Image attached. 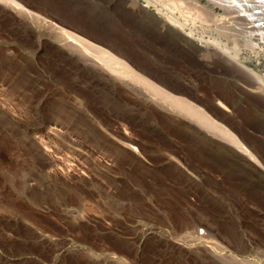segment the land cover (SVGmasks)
<instances>
[{
	"label": "rangeland",
	"instance_id": "rangeland-1",
	"mask_svg": "<svg viewBox=\"0 0 264 264\" xmlns=\"http://www.w3.org/2000/svg\"><path fill=\"white\" fill-rule=\"evenodd\" d=\"M19 1L78 34L108 33L157 75L190 80L200 97L221 92L226 110L199 106L226 120L261 165L192 127L178 135L175 128L188 121L123 99L105 75H86L0 9V264H223L210 252L201 256L189 237L194 225L238 257L257 260L264 249V100L213 61L207 71L189 68L165 50L162 28L173 19L197 41L253 38L254 52L239 58L264 76V37L246 35L252 20L233 13L242 1L197 0L207 14L173 0ZM131 112L140 127L124 116ZM124 134L136 145L115 149Z\"/></svg>",
	"mask_w": 264,
	"mask_h": 264
},
{
	"label": "bare ground",
	"instance_id": "bare-ground-1",
	"mask_svg": "<svg viewBox=\"0 0 264 264\" xmlns=\"http://www.w3.org/2000/svg\"><path fill=\"white\" fill-rule=\"evenodd\" d=\"M219 1L226 2V0ZM241 1L237 2V9L234 11L233 8V13L237 11L236 13L239 12L241 17L248 15L246 17L252 20L254 24V28L253 24L251 25L254 34L249 31L243 32L251 36L259 35L260 40L263 39L264 0ZM173 2L177 7L185 6L201 12L200 14L210 12L207 7L202 6L197 0H173ZM133 4L135 5V3ZM0 7V9L11 11L18 19L19 29H30L36 41L40 42L41 38L46 37L54 44L56 50L65 51L67 53L66 57L71 60L72 65L74 67L81 65L80 67L86 75H105V81L109 85V89L118 92L123 99L150 104L153 108L177 115L188 121L189 124L180 122L177 129L175 128L174 131L178 135L184 136L185 130L192 127L201 132L207 139H210V136L214 137L230 150L239 152L245 159L261 165L256 153L225 124L226 120H216L205 108L199 106V104H207L211 109L226 110V106L219 98L221 92H217L218 94L213 96L200 97L197 93L199 92L198 89L190 80L178 77V75L173 76L163 73L157 75L146 62L144 64V61L141 60V63L138 61L140 59H137L131 52L127 53L119 49L113 42L114 38L112 39L106 32L88 29L83 30L82 34H78L50 21L19 0H0ZM238 14L235 16L241 18ZM209 15L211 14L209 13ZM250 16L252 19H250ZM162 28L165 34L169 36L164 41L165 50L170 54H175L189 68L198 72L207 71L209 63L213 61V63L220 66L226 75L237 74L240 78L239 86L244 92L264 100V76L251 68L249 65L251 62L248 58L244 60L239 58L243 52L247 53L252 49V52H254L257 44L253 42V38H249V41L247 39L242 40L240 36V40L233 37L232 40L226 41L217 39L197 41L192 32L186 34L185 26L173 19L168 25L164 23ZM248 28L250 29V27ZM157 31V29L152 28L149 33L156 39ZM174 35H176L175 40L172 39ZM124 116H126V119L129 118L132 128L140 127L132 112L129 116ZM124 116H120V120H124ZM118 119L116 118V120ZM112 145L117 150H124V148L136 145V140L124 134L118 136L115 142H112ZM135 150L137 151V149ZM206 151L214 155L212 151ZM196 228V225L191 228L189 237L198 243L199 246L196 247L198 251H202L201 256L210 252L214 258H217L223 264H264V249L254 254L257 260L240 258L231 250H228L225 242L224 244L216 241L209 231L205 235H199ZM227 250L228 252H226Z\"/></svg>",
	"mask_w": 264,
	"mask_h": 264
}]
</instances>
